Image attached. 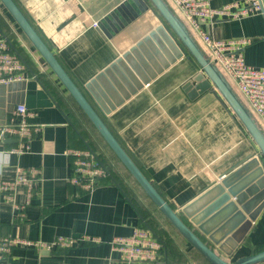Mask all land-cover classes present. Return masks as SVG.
<instances>
[{
  "label": "crops",
  "instance_id": "1",
  "mask_svg": "<svg viewBox=\"0 0 264 264\" xmlns=\"http://www.w3.org/2000/svg\"><path fill=\"white\" fill-rule=\"evenodd\" d=\"M13 1L121 148L183 222L228 263L261 252L264 208L230 256L201 235L181 212L221 178L255 158L261 166V160L254 141L216 89L189 96L190 88L184 85L201 69L184 48L185 55L177 58V51L157 32L165 22L154 6L149 3L144 10L139 1L129 4L103 31L98 25L125 0ZM236 1L242 0H211L210 5L218 8ZM260 1L264 10V0ZM163 2L209 61L206 48L179 12ZM206 29L217 40H247L245 63L264 68L263 15L219 19ZM150 34L149 45L143 43L129 61L95 80ZM0 35L27 75V80L10 87L0 85V124L10 123L21 104L27 112L25 122L40 128L22 154L8 151L17 144L15 139L0 145V182L12 179L18 169L33 170L38 177L35 194L22 213L0 192V238L45 243L58 236L98 240L51 250L15 246L0 264H110L119 257L111 240L131 236L138 225L159 240L164 264H207L153 206L1 3ZM174 42L176 48L182 47L176 38ZM145 79L149 81L143 84ZM253 120L264 135V128ZM83 149L92 152L108 172L107 179L88 193L68 182L69 154ZM23 202L24 192L18 190L14 203Z\"/></svg>",
  "mask_w": 264,
  "mask_h": 264
},
{
  "label": "water",
  "instance_id": "2",
  "mask_svg": "<svg viewBox=\"0 0 264 264\" xmlns=\"http://www.w3.org/2000/svg\"><path fill=\"white\" fill-rule=\"evenodd\" d=\"M136 2L139 3L141 9L144 10L147 9L149 3H151L159 12L165 25L158 27L157 32H160L164 36L165 42L169 44L174 51H177V58L185 55V52L182 51V48H184L200 67L201 72L196 73L191 78V81L184 85L185 89L190 88L189 96L202 93L208 89H216L242 123L259 150V158L262 167L259 165V161L256 158L255 160L247 162L243 166L237 168V170H234L231 174L221 178L218 183L214 184L181 210L182 214L189 219L190 223L196 227L201 235L207 237L213 245L217 246L220 252L226 256H230L246 234L251 222L257 218L264 208V135L223 76L218 72L216 67L205 58L193 39L189 36L185 27L174 16L163 0H125L111 13L105 16L98 26L103 30V27L111 21L113 16L121 14L129 4L134 5ZM0 3L150 201L194 249H196L210 264H264V250L253 256L240 259L237 262L228 263L191 230L183 222L180 214L175 212L158 194L152 184L144 177L141 171L121 148L114 136L104 125L100 116L95 112L77 86L60 66L54 54L37 34L34 27L17 4L13 0H0ZM135 16L136 15H134V17ZM152 35L153 34H150L141 42H138L136 46L131 48L127 53H124L123 56L118 58L109 68L97 75L95 80L103 78L104 74L109 76L112 69L123 64V61H129L130 55L137 47H141L143 43H148L149 45L150 41L148 39ZM175 38L179 41L180 45H182L180 49L176 48L174 42ZM164 67H167V64H165ZM158 72H160V70H158ZM130 79L132 80L133 77H130ZM94 81L90 84H93ZM148 81L145 79L141 82L144 84L148 83ZM11 84L13 83L0 85L1 88H3L10 87L12 86ZM90 84L86 87L89 88ZM137 87L140 88L141 85ZM134 90L135 89H132L133 92ZM126 98H128V95L124 97V99ZM124 99L118 100L115 105L121 104ZM97 101L100 102L98 98ZM108 112V110H105L104 113L108 114ZM253 168H256L255 171L246 176L248 171ZM211 201L213 202L208 207L203 208L204 205Z\"/></svg>",
  "mask_w": 264,
  "mask_h": 264
},
{
  "label": "built area",
  "instance_id": "3",
  "mask_svg": "<svg viewBox=\"0 0 264 264\" xmlns=\"http://www.w3.org/2000/svg\"><path fill=\"white\" fill-rule=\"evenodd\" d=\"M179 12L187 27L194 33L209 53V62L219 70L230 88L236 93L244 107L264 128V68H254L245 63L243 48L247 40H217L210 36L207 26L216 20H239L255 14L264 16L260 0H242L213 8L211 0H166ZM24 64L11 52L7 41L0 35V84H9L27 80ZM27 115L23 105H17L14 118L8 124H0V145L8 139L17 140V144L8 151L22 154L29 149V141L39 132L38 126L29 125L24 118ZM15 119V120H14ZM71 172L69 184L84 192H92L107 179L108 172L87 149L71 151ZM38 177L33 170L18 169L12 179L0 182L3 198L12 204L19 213L30 204L37 188ZM24 192L23 204L14 203V194ZM98 242L96 238L83 236L73 239L58 236L45 243L19 238H0V260L12 247H35L51 250L70 248L78 242ZM110 245L119 257L110 264H164L161 255V243L143 225L133 229L129 237H117Z\"/></svg>",
  "mask_w": 264,
  "mask_h": 264
},
{
  "label": "trees",
  "instance_id": "4",
  "mask_svg": "<svg viewBox=\"0 0 264 264\" xmlns=\"http://www.w3.org/2000/svg\"><path fill=\"white\" fill-rule=\"evenodd\" d=\"M86 116V115H85ZM88 119V118H87ZM91 123V122H90ZM144 192V191H143ZM147 196V195H146ZM150 200V199H149ZM152 203V202H151ZM153 204V203H152ZM153 206H155L154 204H153ZM155 208L158 210V208L155 206ZM158 212L161 214V216L171 225V223L163 216V214L158 210ZM172 226V225H171ZM173 227V226H172ZM174 228V227H173ZM175 229V228H174ZM175 231L180 235V236H182L176 229H175ZM183 237V236H182ZM194 249V248H193ZM263 249H264V247L263 248H261V250L263 251ZM204 260H205V262L207 263V264H210L196 249H194ZM260 250V251H261Z\"/></svg>",
  "mask_w": 264,
  "mask_h": 264
},
{
  "label": "rangeland",
  "instance_id": "5",
  "mask_svg": "<svg viewBox=\"0 0 264 264\" xmlns=\"http://www.w3.org/2000/svg\"><path fill=\"white\" fill-rule=\"evenodd\" d=\"M104 167V166H103Z\"/></svg>",
  "mask_w": 264,
  "mask_h": 264
}]
</instances>
